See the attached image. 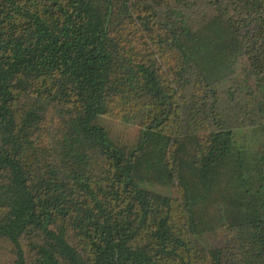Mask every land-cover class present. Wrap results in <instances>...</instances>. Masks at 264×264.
I'll list each match as a JSON object with an SVG mask.
<instances>
[{"label":"trees","instance_id":"obj_1","mask_svg":"<svg viewBox=\"0 0 264 264\" xmlns=\"http://www.w3.org/2000/svg\"><path fill=\"white\" fill-rule=\"evenodd\" d=\"M0 264H264V0H0Z\"/></svg>","mask_w":264,"mask_h":264},{"label":"rangeland","instance_id":"obj_2","mask_svg":"<svg viewBox=\"0 0 264 264\" xmlns=\"http://www.w3.org/2000/svg\"><path fill=\"white\" fill-rule=\"evenodd\" d=\"M112 130L116 136L123 137L124 140H129L135 135V128L132 126H123L120 124H111Z\"/></svg>","mask_w":264,"mask_h":264}]
</instances>
